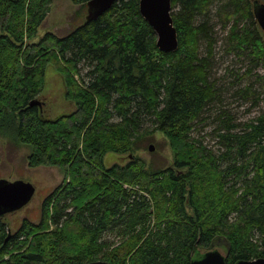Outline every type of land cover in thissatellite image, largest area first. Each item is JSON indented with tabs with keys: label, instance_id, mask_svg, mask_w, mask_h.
I'll use <instances>...</instances> for the list:
<instances>
[{
	"label": "trees",
	"instance_id": "obj_1",
	"mask_svg": "<svg viewBox=\"0 0 264 264\" xmlns=\"http://www.w3.org/2000/svg\"><path fill=\"white\" fill-rule=\"evenodd\" d=\"M90 1L72 0L83 9ZM171 1L175 52L159 50L140 0H120L66 36L46 33L38 42L52 0H0V134L30 147L31 168L64 174L39 222L25 219L11 232L0 217V264H190L222 241L227 264L264 258V111L237 122L225 109L230 101L256 107L264 92L255 3ZM218 24L226 32L222 56L234 52L262 74L228 67L217 78ZM49 68L74 104L55 119L30 106ZM214 122L218 153L193 137ZM157 132L173 153L167 168H150L134 153ZM109 153L132 157L106 167Z\"/></svg>",
	"mask_w": 264,
	"mask_h": 264
},
{
	"label": "rangeland",
	"instance_id": "obj_2",
	"mask_svg": "<svg viewBox=\"0 0 264 264\" xmlns=\"http://www.w3.org/2000/svg\"><path fill=\"white\" fill-rule=\"evenodd\" d=\"M255 1H259L260 3L264 2V0H252L253 3ZM86 15L87 9H83L81 6L73 4L72 0H52L51 12L39 28L34 42H38L46 33H54L60 37L66 36L72 31V29H74V27L83 23L84 16ZM241 24H244L247 29H250L249 31H251L253 27L255 28L249 20L242 21ZM229 25L231 26L232 24L230 23ZM215 31L217 33L216 39L218 42L216 48L217 59L215 73L219 80L222 79V77H226L228 67L239 73H245L247 69H253V74L263 73V70L259 67H254L250 60L242 56L239 59L234 52L223 57L222 55L226 48L223 44V38L226 36V32L219 24L216 25ZM0 34H2L1 31ZM254 68L256 69L254 70ZM229 81H231V79H228V82ZM248 84H250L249 80H246L243 82L242 88ZM220 85L221 83H218V86ZM255 87L257 89L259 86L257 85ZM232 92L233 90L227 93L224 97L228 98ZM64 94L65 90L61 76L57 74L53 68H49L46 72V86L43 94L39 98V101L43 103L45 116L55 119L65 113L73 111L74 104L67 102L64 98ZM260 100V104L256 107H253L254 105L252 106L251 100L240 102L238 104L235 103V101H230L231 105L229 107L226 106L225 109L232 110L237 122L250 121L264 111V92H262ZM216 107L218 106L216 105ZM213 113L215 112L213 111L207 115H211L212 118H214ZM214 125H216L215 122L206 126L203 129V132H195L193 137L200 136L199 140L201 138L203 144L208 149L218 153V139L214 138L212 135ZM151 145L154 147L153 152L149 151V146ZM30 152V147L21 144L18 145L11 136L0 134V180L4 179L10 182L29 181L36 188L35 195L27 206L6 216L5 221L12 232H16L25 219L35 223L40 221L43 201L64 179L63 172L58 168H31L28 163ZM134 153L150 168H167L173 162V153L169 141L164 134L160 132L140 140L137 143V150L134 151ZM129 157L130 155L109 153L105 157V166L111 167L114 164L125 165L128 163ZM219 250L225 254L224 247H220Z\"/></svg>",
	"mask_w": 264,
	"mask_h": 264
},
{
	"label": "water",
	"instance_id": "obj_3",
	"mask_svg": "<svg viewBox=\"0 0 264 264\" xmlns=\"http://www.w3.org/2000/svg\"><path fill=\"white\" fill-rule=\"evenodd\" d=\"M120 0H91L87 7L86 23L99 19L103 14L110 10L115 3ZM140 12L142 17L154 29L157 35V46L162 52H175L178 49V35L174 27L172 17L171 0H140ZM256 20L264 31V3L256 1L254 4ZM30 106L43 108L42 102L35 100ZM149 151L153 152L154 147L149 146ZM132 157V155H130ZM36 192L35 186L29 181L0 180V217L17 212L27 206L33 199ZM224 247L225 254L219 248ZM228 245L226 242H218L212 245L203 253H196L190 264H227ZM89 264H110L99 260ZM236 264H264V258L255 260H240Z\"/></svg>",
	"mask_w": 264,
	"mask_h": 264
},
{
	"label": "flooded vegetation",
	"instance_id": "obj_4",
	"mask_svg": "<svg viewBox=\"0 0 264 264\" xmlns=\"http://www.w3.org/2000/svg\"><path fill=\"white\" fill-rule=\"evenodd\" d=\"M255 2H256V1H255ZM255 2H254V3H255ZM7 215H9V214H7ZM7 215H6V216H7ZM6 216H4L3 218L6 219ZM10 230H11V229H10ZM11 232H12V231H11Z\"/></svg>",
	"mask_w": 264,
	"mask_h": 264
}]
</instances>
